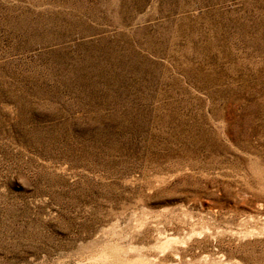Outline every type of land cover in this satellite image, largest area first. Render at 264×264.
I'll use <instances>...</instances> for the list:
<instances>
[{"label":"rangeland","instance_id":"rangeland-1","mask_svg":"<svg viewBox=\"0 0 264 264\" xmlns=\"http://www.w3.org/2000/svg\"><path fill=\"white\" fill-rule=\"evenodd\" d=\"M0 264H264V0H0Z\"/></svg>","mask_w":264,"mask_h":264}]
</instances>
